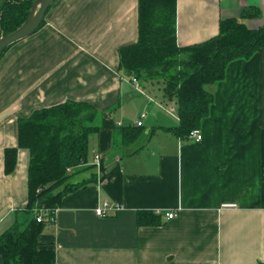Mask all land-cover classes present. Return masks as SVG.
<instances>
[{"label": "crops", "instance_id": "1", "mask_svg": "<svg viewBox=\"0 0 264 264\" xmlns=\"http://www.w3.org/2000/svg\"><path fill=\"white\" fill-rule=\"evenodd\" d=\"M138 3L56 0L45 24L0 59V234L28 200L29 151L20 149L14 172L5 174L18 119L72 100L114 109L118 127L145 115L144 128L131 141L111 129L90 137L94 167L73 182L91 183L63 196L40 236L55 264H262L264 48L231 62L225 79L208 87L214 101L202 139L181 140L167 131L179 124L178 105L153 89L157 82L136 85L119 70V50L138 41ZM246 7L261 16L244 23L262 27L264 0H177L178 44L215 37L221 20L240 18ZM105 202L121 208L100 217ZM140 211L163 224L139 226ZM169 213L176 217L168 220Z\"/></svg>", "mask_w": 264, "mask_h": 264}, {"label": "trees", "instance_id": "2", "mask_svg": "<svg viewBox=\"0 0 264 264\" xmlns=\"http://www.w3.org/2000/svg\"><path fill=\"white\" fill-rule=\"evenodd\" d=\"M34 1L4 3L0 37L27 20ZM138 12V41L119 50V70L140 82H161L165 99L178 105L179 124L167 131L190 140L213 104L208 87L225 79L231 62L249 59L264 48V25L251 29L243 21L260 17V10L243 8L240 18L221 20L218 35L188 46L177 41V0H139ZM44 24L45 20L41 27ZM113 112L68 100L18 119V146L5 150V174L14 172L19 150H28V200L25 208L15 212L13 225L0 234L3 264L56 263L55 251L44 249L40 236L54 224L63 196L91 183L73 182L79 173L94 167L89 164L90 137L111 129L131 141L143 131V125L118 127ZM40 216L43 220L38 222ZM137 222L139 226L163 224L160 215L147 211L138 213Z\"/></svg>", "mask_w": 264, "mask_h": 264}, {"label": "water", "instance_id": "3", "mask_svg": "<svg viewBox=\"0 0 264 264\" xmlns=\"http://www.w3.org/2000/svg\"><path fill=\"white\" fill-rule=\"evenodd\" d=\"M56 0H35L27 20L14 32L0 37V58L4 51L36 33Z\"/></svg>", "mask_w": 264, "mask_h": 264}, {"label": "built area", "instance_id": "4", "mask_svg": "<svg viewBox=\"0 0 264 264\" xmlns=\"http://www.w3.org/2000/svg\"><path fill=\"white\" fill-rule=\"evenodd\" d=\"M131 80H132V82H133L134 84L137 85V80H136L135 78H131ZM143 118H145V115H142L141 119H143ZM137 125H138V126H142V125H143L142 121L139 120V121L137 122ZM190 139H194V140H196V141H200V140L202 139V136H201V134H200L199 131H196V132H193V133L191 134ZM95 159H96V162H98L99 156H96ZM120 208H121L120 205H114V204L112 205V204H110V203H108V202H105L101 207L97 208V210H96V214H97L98 216H100V217H108V216H110L112 213L117 212ZM166 217H167L168 220H172V219H174V218L176 217V214H174V213H169V214L166 215ZM42 220H43V217L40 216V217L38 218V222H41Z\"/></svg>", "mask_w": 264, "mask_h": 264}, {"label": "rangeland", "instance_id": "5", "mask_svg": "<svg viewBox=\"0 0 264 264\" xmlns=\"http://www.w3.org/2000/svg\"><path fill=\"white\" fill-rule=\"evenodd\" d=\"M146 87V86H145ZM153 89L154 90H161V92L163 91V88H164V85L160 82V83H155L154 85H153ZM173 103V106H175L176 104H175V102L173 101L172 102Z\"/></svg>", "mask_w": 264, "mask_h": 264}]
</instances>
